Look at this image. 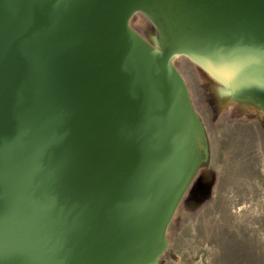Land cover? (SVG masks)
Here are the masks:
<instances>
[{
    "label": "water",
    "instance_id": "water-1",
    "mask_svg": "<svg viewBox=\"0 0 264 264\" xmlns=\"http://www.w3.org/2000/svg\"><path fill=\"white\" fill-rule=\"evenodd\" d=\"M179 56L264 112V0H0V264H159L210 155Z\"/></svg>",
    "mask_w": 264,
    "mask_h": 264
},
{
    "label": "rangeland",
    "instance_id": "rangeland-1",
    "mask_svg": "<svg viewBox=\"0 0 264 264\" xmlns=\"http://www.w3.org/2000/svg\"><path fill=\"white\" fill-rule=\"evenodd\" d=\"M131 25L148 39L156 34L141 13ZM175 64L192 86L210 155L178 206L159 264H264V112L209 100L189 79L198 67L184 56Z\"/></svg>",
    "mask_w": 264,
    "mask_h": 264
},
{
    "label": "crops",
    "instance_id": "crops-1",
    "mask_svg": "<svg viewBox=\"0 0 264 264\" xmlns=\"http://www.w3.org/2000/svg\"><path fill=\"white\" fill-rule=\"evenodd\" d=\"M198 70L200 74L195 73L191 69L188 70L189 79L193 82V86L194 88L197 89L198 94H202L205 97L208 96L209 100L212 99L213 97H216L214 98V101L215 100L219 101L221 105L225 104L220 96V93H219L220 90L217 88L216 83L199 67H198ZM186 81L189 85L190 92L192 94V91H191L192 86H190L188 79H186Z\"/></svg>",
    "mask_w": 264,
    "mask_h": 264
}]
</instances>
